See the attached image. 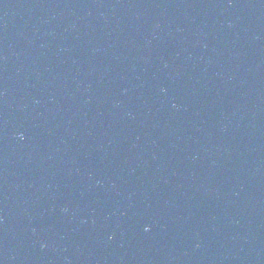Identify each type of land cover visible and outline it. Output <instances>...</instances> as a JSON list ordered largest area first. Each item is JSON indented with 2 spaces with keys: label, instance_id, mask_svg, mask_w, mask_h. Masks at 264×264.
Instances as JSON below:
<instances>
[{
  "label": "water",
  "instance_id": "water-1",
  "mask_svg": "<svg viewBox=\"0 0 264 264\" xmlns=\"http://www.w3.org/2000/svg\"><path fill=\"white\" fill-rule=\"evenodd\" d=\"M0 264H264V0H0Z\"/></svg>",
  "mask_w": 264,
  "mask_h": 264
}]
</instances>
